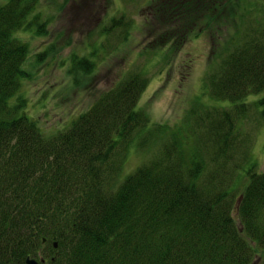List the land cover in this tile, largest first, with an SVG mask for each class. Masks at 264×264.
<instances>
[{
	"label": "trees",
	"instance_id": "16d2710c",
	"mask_svg": "<svg viewBox=\"0 0 264 264\" xmlns=\"http://www.w3.org/2000/svg\"><path fill=\"white\" fill-rule=\"evenodd\" d=\"M40 1L0 0V264H28V257L45 264H264V172L256 171L245 126L253 113L264 120V0H154L150 10L163 27L188 28L150 46L170 47L169 57L201 24L188 19L196 3L214 14L202 29L223 13L230 23L246 22V38L228 40L184 120L156 125L139 107L150 80L144 65L51 137L28 114L22 92L49 53L46 45L31 50L30 38L48 31ZM105 17L94 58L115 47L107 45L111 31H130L125 16ZM90 60L71 62L90 72ZM155 131L169 138L150 162L124 174L126 155L142 161L156 148Z\"/></svg>",
	"mask_w": 264,
	"mask_h": 264
},
{
	"label": "rangeland",
	"instance_id": "374dc122",
	"mask_svg": "<svg viewBox=\"0 0 264 264\" xmlns=\"http://www.w3.org/2000/svg\"><path fill=\"white\" fill-rule=\"evenodd\" d=\"M153 1H40L39 10L43 12L44 18L49 19L48 31L44 37L30 38L31 45L34 47L31 50L37 52L46 45L49 46V53L44 56L41 65L37 62L36 74L33 71L34 78L31 77L24 83L22 92L29 100L26 107L28 114L39 123L48 137L65 131L68 128L67 125L71 123V118L79 117L83 112H87L103 92L110 90L124 76H127L126 74L142 71L144 65V71L148 72L150 80L147 89L140 97L139 107L146 112L151 122H156V125L165 122L166 126L168 123L176 124L180 118L184 120L191 109L196 108L197 104L189 103V101L193 96L196 98L200 96L209 69L215 65V62H220V58H225L223 56L228 53V40L241 45L246 38V22L238 20L230 23L227 19L221 18L223 13L208 26L209 29H202L209 23L208 18L213 17L214 14H203L207 9L201 8L196 3L192 16L188 19H200L201 24L183 48L176 53L171 51L169 57L170 47L153 49L150 46L163 45L166 33L180 31L183 37L185 32L188 33V28L180 25L181 28L174 30L175 27L172 24L163 27L160 24L162 16L152 14L150 10L154 7V4L150 5ZM103 14L106 15L105 22L125 16V22L130 21L131 27L127 35V30L119 34L120 28L111 31V36L108 35L109 39L106 41L107 45L112 41L115 47L109 51V55L103 54V57L99 54L94 58L96 51L94 46L100 44L98 41H101V44L103 42L102 39L97 38L104 31V20L100 19ZM224 15L226 16L227 13ZM184 16L187 14L185 13ZM163 18L167 17L163 16ZM218 21L222 23L216 24ZM197 34H199L198 37H196ZM74 56L90 58L88 68H91V64L94 69L90 72L80 68L75 69L71 62ZM69 66L71 71L68 69ZM88 68L85 69L89 71ZM171 75L175 76L172 80L168 79ZM72 78H74L73 85ZM76 78H78L77 81H75ZM211 96L209 91L207 95L209 102H213ZM260 111L261 108H258V112ZM245 126L250 135L252 134V137H249L252 139L251 155L257 163L256 171L264 172V120L253 113L251 125L248 122ZM155 136V138H161L159 134ZM168 138L169 136L166 137L164 134L156 148L150 149L151 152L142 156V161L139 157L132 160L127 155L124 159L119 157L120 160L123 159L124 174L129 175L137 165L150 162L155 150L159 149ZM135 139H137L136 134L134 142ZM244 184H246L244 179L236 184L237 195L243 193ZM28 260L36 261L37 264L47 263L45 259L36 260L28 257ZM258 260L256 258L252 264H260Z\"/></svg>",
	"mask_w": 264,
	"mask_h": 264
},
{
	"label": "water",
	"instance_id": "95a60500",
	"mask_svg": "<svg viewBox=\"0 0 264 264\" xmlns=\"http://www.w3.org/2000/svg\"><path fill=\"white\" fill-rule=\"evenodd\" d=\"M55 247H57V244H56V243H55ZM27 262H28V264H37V262H36V261H32V260H31V261H30V260H28Z\"/></svg>",
	"mask_w": 264,
	"mask_h": 264
}]
</instances>
